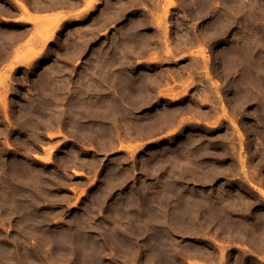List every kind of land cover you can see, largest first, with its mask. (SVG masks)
<instances>
[{
	"label": "rangeland",
	"instance_id": "374dc122",
	"mask_svg": "<svg viewBox=\"0 0 264 264\" xmlns=\"http://www.w3.org/2000/svg\"><path fill=\"white\" fill-rule=\"evenodd\" d=\"M252 60L264 0H0V264H264Z\"/></svg>",
	"mask_w": 264,
	"mask_h": 264
},
{
	"label": "bare ground",
	"instance_id": "6f19581e",
	"mask_svg": "<svg viewBox=\"0 0 264 264\" xmlns=\"http://www.w3.org/2000/svg\"><path fill=\"white\" fill-rule=\"evenodd\" d=\"M84 1L87 2L88 0H84ZM89 1H90V0H89ZM234 2H235V1H234ZM84 4H85V3H84ZM89 4H90V2H89ZM98 4H99V2L97 1V2H95L94 5L90 6L89 8H87V9H83L84 11H86V10H87V11H86L84 14H82V13H81L80 15L78 14L79 16H78V17H75V18H76V19H75L76 22L79 24V23H84V22L89 21L90 19H92V18L94 17V15H95V14L97 13V11H98V8H97V5H98ZM231 4H233V3H231ZM233 6H234V5H232L231 7H233ZM77 11H78V10H77ZM84 11H81V12H84ZM166 11H167V10H166ZM166 11H165V12H166ZM74 12H75V11H74ZM166 14H167V13H166ZM74 15H75V14H74ZM76 16H77V15H76ZM255 16L257 17V15H255ZM253 17H254V16L252 15V19H253ZM259 18H261V17H259ZM249 19H250V18H249ZM256 19H257V18H256ZM258 20L260 21V20H263V19H258ZM254 21H256V20H254ZM254 21H253V22H254ZM256 22H257V21H256ZM254 24L256 25L255 22H254ZM59 28H60V27H59ZM261 39H262V38H261ZM260 42H263V41H260ZM257 44H259V43L257 42ZM262 44H263V43H261L260 45H262ZM257 53H258V52H257ZM250 54H251V53H249V55H250ZM247 55H248V54H246L245 56H247ZM255 55H256V54H255ZM245 56H244L243 60H247V59H248V58L245 57ZM261 58H263V57H261ZM261 58H260V59H261ZM234 60H235V59H234ZM236 60H237V59H236ZM236 60H235L234 62H236ZM261 60H263V59H261ZM232 62H233V61H232ZM237 62H239V61H237ZM245 62L247 63L248 61H245ZM252 62H254L252 65H253V68H254L255 73H254L253 69H251V70L249 69V70H250V71H253V73L257 76V78H259V77L262 78V80H261V78H260L261 81L259 80V81H260V84H259V83H258V84H259V86H260V85L263 86V85H264V68H262L261 63H260L258 60H252ZM248 63L250 64V61H249ZM235 65H236V64H235ZM245 65H247V64H245ZM245 65H244V66H245ZM247 66H248V65H247ZM250 66H251V65H250ZM248 67H249V66H248ZM250 68H252V67H250ZM245 69H248V68L245 67ZM249 70H248V71H249ZM246 71H247V70H246ZM246 74H247V73H246ZM251 74H252V73H251ZM249 75H250V73H249ZM252 75H253V74H252ZM247 76H248V74H247ZM249 77H250V76H249ZM250 78H253V77H250ZM250 78H249V81H250ZM251 80H253V79H251ZM257 81H258V80H256V82H257ZM259 81H258V82H259ZM247 83H248V84L252 83V86L254 85V83H253L252 81H250V82L247 81ZM247 83H246V84H247ZM258 84H257V85H258ZM125 86H126V87L128 86V87H129V90H130V86H131V85H130V86H129V85H125ZM125 86H124V87H125ZM247 86H248V87L245 86L244 88H242L241 90H239V92L241 91V92H242V95H245V96H248V97H249V96H251V95L253 94V92L250 91L251 89L249 90V88L252 87V86H251V85H250V87H249V85H247ZM255 86H256V85H255ZM126 87H125V88H126ZM263 87H264V86H263ZM263 87H262V88H263ZM254 88H255V87H254ZM257 88H258V87H257ZM132 89H133V88H132ZM132 89H131V90H132ZM255 89H256V88H255ZM127 90H128V89H127ZM131 90H130V93H131ZM258 90H259V89H258ZM252 91H254V89H253ZM255 91H256V90H255ZM255 91H254V93H256ZM126 92H129V91H126ZM134 92H135V91H134ZM257 92H258L257 94H259V93L261 94V91H260V92L257 91ZM132 93H133V91H132ZM132 93H131V94H132ZM262 93H263V92H262ZM127 94H128V93H127ZM239 94H241V93H239ZM257 94H255V95H257ZM260 94H259V95H260ZM253 96H254V95H253ZM251 97H252V96H251ZM251 97H249V98H251ZM254 97H255V96H254ZM254 97H253V98H254ZM258 97H259V96H258ZM263 97H264V95H263ZM259 100H260V99H259ZM112 105H113V104H112ZM114 107H115V106H114ZM117 107H118V106H117ZM263 107H264V106H263ZM115 108H116V107H115ZM115 108H114V109H115ZM112 109H113V108H112ZM98 112H99V111H98ZM118 113H119V112H118ZM118 113H117V114H118ZM98 115H99V114H98ZM105 115H106V114H105ZM112 115H113V114H112ZM263 115H264V113H263ZM101 116H102V115H101ZM113 117H114V116H113ZM103 119H104V118H103ZM107 123H108V122H107ZM214 213H215V212H214ZM216 216H217V215H216ZM221 218H222V217H221ZM220 220H221V219H220ZM228 226H229V225H228ZM226 227H227V226H226ZM230 227H231V226H230ZM228 228H229V227H228ZM241 229H242V228H241ZM226 230H227V229H226ZM229 230H230V229H229ZM229 230H228V231H229ZM242 230H244V229H242ZM245 231H246V230H245ZM234 232H235V231H234ZM238 232H239V231H238Z\"/></svg>",
	"mask_w": 264,
	"mask_h": 264
},
{
	"label": "crops",
	"instance_id": "0c3cea01",
	"mask_svg": "<svg viewBox=\"0 0 264 264\" xmlns=\"http://www.w3.org/2000/svg\"><path fill=\"white\" fill-rule=\"evenodd\" d=\"M60 12H51V13H43V12H36V13H32V16L37 19L40 20V22H53L55 21L57 18L60 17ZM62 14V13H61ZM69 14H65V16L67 17Z\"/></svg>",
	"mask_w": 264,
	"mask_h": 264
}]
</instances>
